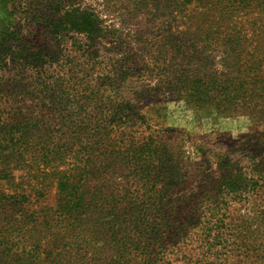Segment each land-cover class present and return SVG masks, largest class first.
Listing matches in <instances>:
<instances>
[{
    "label": "trees",
    "instance_id": "1",
    "mask_svg": "<svg viewBox=\"0 0 264 264\" xmlns=\"http://www.w3.org/2000/svg\"><path fill=\"white\" fill-rule=\"evenodd\" d=\"M166 1L183 13L195 2L212 10L185 16L184 37L193 32L192 44L208 49L222 45L234 69L242 68L237 63L246 55L248 76L231 84L260 98L254 108H194L201 115L210 109L251 120V131L239 137L244 143L221 155L217 179L212 177L217 188L205 183L212 171L201 176L208 187H184L178 157L167 144L151 136L137 144L128 125L116 126L126 118L147 131L153 118L136 108H108L113 125L89 121L86 151L72 156L38 150L35 118L25 119L14 101V107L0 108V264H264V0ZM0 4V70L15 72L7 88L20 87L22 74L58 72L60 65L63 73L71 72L82 54L78 71L104 83L85 92L89 103L100 94L123 106L124 98H115V70L100 65L93 52L108 32L96 11L80 0ZM208 23L213 28L200 30ZM54 162L69 165L54 172V208L34 204L23 188L11 190L19 189L15 167L39 179L49 176L46 168ZM34 192L45 199L42 187Z\"/></svg>",
    "mask_w": 264,
    "mask_h": 264
},
{
    "label": "rangeland",
    "instance_id": "2",
    "mask_svg": "<svg viewBox=\"0 0 264 264\" xmlns=\"http://www.w3.org/2000/svg\"><path fill=\"white\" fill-rule=\"evenodd\" d=\"M80 1L98 13L108 31L94 46L93 52L102 63L100 65H110L115 70L116 74L112 77L118 91L115 98L118 100L122 96V101L126 102L118 107L117 102L111 104L106 96L102 98L99 94L94 103H89L85 92L99 89L98 85L103 82H90L84 73L78 71V64L85 62L80 54L72 61L71 72L63 73L60 65L56 69L58 72L38 76L22 74L18 83L20 87L14 89L5 85L8 84L7 80L14 78L15 72L0 70V99L6 102V105L0 103V108L12 107L15 101V108H20L25 119L35 118L38 150L43 148L72 156H81L86 151L85 128L89 121L100 123L107 119V124L113 125L108 108H136L153 118L147 131L126 118L117 122L116 126L128 125L126 132L131 139L138 140L134 141L137 144L145 142L148 136L154 142L167 144L178 157L176 167L185 177L180 179L184 187H208L205 183L212 181V185L216 184L213 178L217 179L215 176H218L217 165L221 155L231 152L230 146L236 147L234 143L242 145L244 141L239 137L249 133L252 124L247 115L226 117L210 109L259 107L257 93L249 95L237 92L231 84L233 79L248 76L246 55L241 54V62L237 63L242 68L234 69L233 61L226 56L222 45L208 49L207 46L192 44L193 32L184 37L182 23L185 16L197 12L212 13V10L203 8L200 2L190 5L183 13L182 7H176L166 0ZM2 9L0 4V12H3ZM208 22L213 24L212 20ZM227 25L223 24L221 28L225 33L229 31ZM25 28L31 27L27 25ZM210 28L213 25L208 23L200 30ZM38 37V32L32 34L36 41ZM60 60H63L62 64L66 62L63 57ZM198 87L203 90L199 91ZM227 87L231 90L228 91ZM194 108L210 109L201 115L194 112ZM91 124L103 134L104 131ZM68 167L54 162L46 168L49 176L39 175V179L30 178V173L15 167L14 174L18 177L15 187L19 189L11 190L23 188L32 196L30 199L34 204L43 207L49 205L48 209H52L57 203L58 181L54 172ZM211 171V177H205L204 183L201 176H205L204 173L210 176ZM41 187L45 199L34 192Z\"/></svg>",
    "mask_w": 264,
    "mask_h": 264
}]
</instances>
